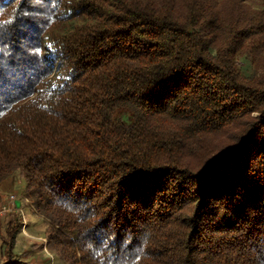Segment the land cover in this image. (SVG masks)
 Returning <instances> with one entry per match:
<instances>
[{
	"label": "trees",
	"instance_id": "trees-1",
	"mask_svg": "<svg viewBox=\"0 0 264 264\" xmlns=\"http://www.w3.org/2000/svg\"><path fill=\"white\" fill-rule=\"evenodd\" d=\"M264 0H0V184L66 264H264ZM18 211L5 220V261ZM26 257V258H24Z\"/></svg>",
	"mask_w": 264,
	"mask_h": 264
},
{
	"label": "rangeland",
	"instance_id": "rangeland-1",
	"mask_svg": "<svg viewBox=\"0 0 264 264\" xmlns=\"http://www.w3.org/2000/svg\"><path fill=\"white\" fill-rule=\"evenodd\" d=\"M235 59L246 76L252 77L264 74V62H259L257 59L243 52L237 54ZM17 180L19 181H17L18 183L15 187L16 190L19 192L23 191L25 189L24 180L19 178H17ZM11 209L13 208L8 207L0 210V222L6 214L12 213V211H9ZM27 216L29 218L30 215L25 214V218H23V226L25 225V219H27ZM44 228V225L40 224V221H35V223L32 224L31 230L25 232L24 228H22L21 233L19 231L20 235H17L16 244L13 248V253L18 259L21 258V254L24 252V250H30L32 244L39 243L42 239H44ZM4 230L5 229L0 226V264L5 261L3 254L4 246L1 243V235L5 234ZM43 243H46L45 239ZM33 258L34 260H32ZM25 262L28 264H66L60 257L53 255L46 246H44L41 250L37 249L34 255L25 259Z\"/></svg>",
	"mask_w": 264,
	"mask_h": 264
},
{
	"label": "crops",
	"instance_id": "crops-1",
	"mask_svg": "<svg viewBox=\"0 0 264 264\" xmlns=\"http://www.w3.org/2000/svg\"><path fill=\"white\" fill-rule=\"evenodd\" d=\"M17 181L19 180L17 179L13 180L12 178H8L0 184V210L8 207L13 208L12 213L6 214L2 218V221L0 222V226L4 228L5 220L7 219V217L10 214H13L15 211H18L22 218V228H24L25 232H27L28 230H31L32 224H34L35 221H40V224H42V222H41V218L38 215H36L34 209L30 205L28 200L23 197L24 190L20 192L16 190L15 187L16 184L18 183ZM11 196H13L14 199L10 201L9 197ZM25 214L30 216L29 218L27 216V219H25V225L23 226V218H25ZM20 233L18 234V236L20 235ZM42 240L44 242V239ZM42 240L39 243L32 244V246L36 245V248L32 249L34 250L33 255L36 253L37 249L41 250L44 246H46V243L44 244ZM15 244H16V240H15ZM32 260H34V258Z\"/></svg>",
	"mask_w": 264,
	"mask_h": 264
},
{
	"label": "built area",
	"instance_id": "built-area-1",
	"mask_svg": "<svg viewBox=\"0 0 264 264\" xmlns=\"http://www.w3.org/2000/svg\"><path fill=\"white\" fill-rule=\"evenodd\" d=\"M13 199H14V197H13V196H11V197H10V200H13ZM12 210H13V209H11V210H9V211H12Z\"/></svg>",
	"mask_w": 264,
	"mask_h": 264
}]
</instances>
